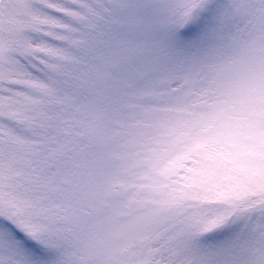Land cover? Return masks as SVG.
<instances>
[{
	"label": "snow or ice",
	"instance_id": "snow-or-ice-1",
	"mask_svg": "<svg viewBox=\"0 0 264 264\" xmlns=\"http://www.w3.org/2000/svg\"><path fill=\"white\" fill-rule=\"evenodd\" d=\"M0 264H264V0H0Z\"/></svg>",
	"mask_w": 264,
	"mask_h": 264
}]
</instances>
